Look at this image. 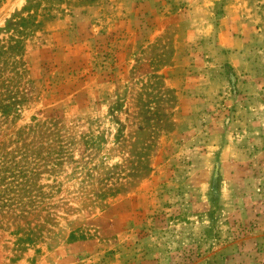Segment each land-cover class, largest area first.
I'll use <instances>...</instances> for the list:
<instances>
[{"label":"rangeland","instance_id":"obj_1","mask_svg":"<svg viewBox=\"0 0 264 264\" xmlns=\"http://www.w3.org/2000/svg\"><path fill=\"white\" fill-rule=\"evenodd\" d=\"M0 264H264V0H0Z\"/></svg>","mask_w":264,"mask_h":264}]
</instances>
